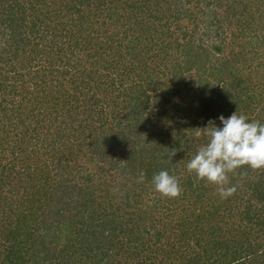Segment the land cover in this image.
<instances>
[{
	"label": "trees",
	"instance_id": "obj_1",
	"mask_svg": "<svg viewBox=\"0 0 264 264\" xmlns=\"http://www.w3.org/2000/svg\"><path fill=\"white\" fill-rule=\"evenodd\" d=\"M235 111L264 123V0H0V264H264V168L186 170Z\"/></svg>",
	"mask_w": 264,
	"mask_h": 264
},
{
	"label": "clouds",
	"instance_id": "obj_2",
	"mask_svg": "<svg viewBox=\"0 0 264 264\" xmlns=\"http://www.w3.org/2000/svg\"><path fill=\"white\" fill-rule=\"evenodd\" d=\"M220 126L209 121L195 133V137H205L195 154L187 161L186 170L194 173L198 180H205L217 186L221 199L235 192V186L229 185V173L247 165L252 169L264 168V123L249 121L244 114L233 112L227 118H217ZM170 157L175 151L170 152ZM141 172L137 182H143ZM151 183L162 196L174 198L180 195L181 187L177 176L168 170H161L152 176Z\"/></svg>",
	"mask_w": 264,
	"mask_h": 264
}]
</instances>
